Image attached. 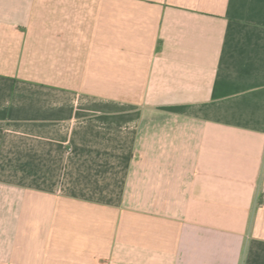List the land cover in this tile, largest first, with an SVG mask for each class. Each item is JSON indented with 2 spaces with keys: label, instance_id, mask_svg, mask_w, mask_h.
Returning <instances> with one entry per match:
<instances>
[{
  "label": "crops",
  "instance_id": "1",
  "mask_svg": "<svg viewBox=\"0 0 264 264\" xmlns=\"http://www.w3.org/2000/svg\"><path fill=\"white\" fill-rule=\"evenodd\" d=\"M0 264H264V0H0Z\"/></svg>",
  "mask_w": 264,
  "mask_h": 264
}]
</instances>
